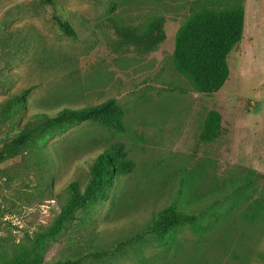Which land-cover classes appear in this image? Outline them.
<instances>
[{
	"label": "rangeland",
	"instance_id": "1",
	"mask_svg": "<svg viewBox=\"0 0 264 264\" xmlns=\"http://www.w3.org/2000/svg\"><path fill=\"white\" fill-rule=\"evenodd\" d=\"M51 1L75 27L76 39L57 30L45 0H0V24L27 37L0 49V148L34 112L111 98L125 110L126 129L84 122L0 163V260L29 248L56 220L68 185L78 180L84 189L97 154L122 142L134 171L107 200L78 212L43 262L264 264V0ZM237 6L244 8L245 28L228 57L229 78L217 93H199L175 68L176 33L203 8ZM159 18L166 38L155 49L142 53L120 43L115 25L143 32ZM28 88L22 106L3 110L11 94ZM213 109L222 128L203 142ZM172 202L197 222L162 241L150 238L152 216ZM126 241L115 256L85 258Z\"/></svg>",
	"mask_w": 264,
	"mask_h": 264
},
{
	"label": "trees",
	"instance_id": "2",
	"mask_svg": "<svg viewBox=\"0 0 264 264\" xmlns=\"http://www.w3.org/2000/svg\"><path fill=\"white\" fill-rule=\"evenodd\" d=\"M53 7L52 22L63 35L76 39L75 27L58 11V6L51 0H45ZM162 18L150 23L147 30L140 32L135 27L115 25V32L120 43L133 46L139 52L155 49L165 38ZM0 24V49L5 51L10 46H17L18 40H26L25 34L16 35ZM245 28V11L242 6L228 9L203 8L190 16L179 28L175 36L173 62L176 70L187 76L199 93L214 94L220 91L230 75L228 57L242 41ZM31 89L11 94L6 101L4 111L22 106ZM125 110L111 98L95 105L82 107L65 106L54 114L46 111L34 112L25 123L23 130L10 142L0 148V163L13 158L23 149H31L46 136L57 135L67 129L90 122L98 126L122 133L125 131ZM222 116L217 110H210L203 123L200 140L212 142L220 134ZM136 163L129 150L122 142H115L98 153L89 168V179L82 189L78 180L68 187L69 197L62 206L54 223L44 232L35 234L29 248L15 251L10 259L3 257L0 264H78L83 258L65 259L54 263L43 262L42 257L52 242L74 221L77 213L107 200L115 183L123 176L131 174ZM195 214L182 211L176 202L152 216L146 234L156 241H162L172 231L193 225L197 222ZM139 238H137L138 240ZM131 241L122 242L110 251H93L85 258L100 259L115 256L122 252Z\"/></svg>",
	"mask_w": 264,
	"mask_h": 264
}]
</instances>
